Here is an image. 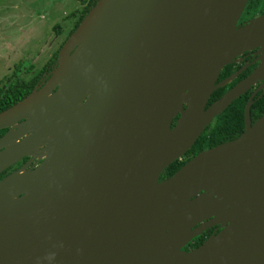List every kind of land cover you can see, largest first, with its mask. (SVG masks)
I'll return each mask as SVG.
<instances>
[{"label": "water", "instance_id": "95a60500", "mask_svg": "<svg viewBox=\"0 0 264 264\" xmlns=\"http://www.w3.org/2000/svg\"><path fill=\"white\" fill-rule=\"evenodd\" d=\"M247 1H96L46 81L0 111V174L49 144L0 178V264H264V114L251 125V101L238 137L159 180L264 77V13L240 25ZM250 48L258 66L207 105ZM210 188L217 198L194 197ZM209 212L222 231L183 250Z\"/></svg>", "mask_w": 264, "mask_h": 264}, {"label": "rangeland", "instance_id": "374dc122", "mask_svg": "<svg viewBox=\"0 0 264 264\" xmlns=\"http://www.w3.org/2000/svg\"><path fill=\"white\" fill-rule=\"evenodd\" d=\"M82 7L78 0H0V88L34 76L68 38Z\"/></svg>", "mask_w": 264, "mask_h": 264}, {"label": "trees", "instance_id": "16d2710c", "mask_svg": "<svg viewBox=\"0 0 264 264\" xmlns=\"http://www.w3.org/2000/svg\"><path fill=\"white\" fill-rule=\"evenodd\" d=\"M83 4L80 9V14L78 19L70 31L68 36L75 30L79 22L87 14L89 9L93 7L97 0H78ZM264 13V0H248L247 4L239 18L240 21L250 19L252 17L261 15ZM58 27H55L57 29ZM62 45V44H61ZM59 50L53 52V54L48 58L44 65L37 71L34 76L28 80H15L8 83L7 86L0 88V111L11 106L12 104L18 102L20 99L31 93L36 86L42 85L51 70L56 66L58 59ZM231 72L230 65H225L219 73V79L227 76ZM227 86H221L216 89L210 96L208 104L211 103L215 98L219 97L223 92H225ZM264 97V96H263ZM262 97V103L260 107L258 104L252 106L259 114L264 109V98ZM259 101V100H258ZM261 101V100H260ZM207 104V105H208ZM241 106H237L236 100L229 104L222 112L217 114L208 125L202 130L192 146L181 156L177 158L162 170L159 180L165 179L171 176L181 165H183L188 159H190L197 152L215 146L222 143L224 140L231 138L230 130L232 128H242L241 120ZM173 120L172 125H174L175 120ZM4 129H0V135L3 133ZM8 170H5L0 174L2 177ZM208 235V231L201 233L200 235L194 237V243L198 244L200 241L205 239ZM188 246V245H187ZM189 246H194L193 243ZM185 248H187L185 246Z\"/></svg>", "mask_w": 264, "mask_h": 264}, {"label": "flooded vegetation", "instance_id": "af4514ba", "mask_svg": "<svg viewBox=\"0 0 264 264\" xmlns=\"http://www.w3.org/2000/svg\"><path fill=\"white\" fill-rule=\"evenodd\" d=\"M247 20L240 21V22L238 20V23L241 25L244 22H246ZM260 62H261V59H260V53H258V48H250L248 50H245V51L241 52L240 54H238L237 56H235L231 60V62L229 64H227V65H230V68H231V72L227 76H229L230 74H232L233 72H236V71H239L238 74L231 81L225 83L222 86H227V89H226V91H227L230 87H232L237 82H239L240 80H242L243 78H245L249 73H251L254 70V68H256L258 66V64ZM227 76H225V77H223L221 79H219V76H218L217 81H221L222 79L226 78ZM225 92H223L221 95H223ZM221 95L219 97H221ZM263 96H264V77L258 79L246 91H244L242 94H240L239 96H237L236 98H234L232 100V102L234 100H236V103H237V106L238 107L241 106V117L240 118L242 120V128L241 129H239L237 127L236 128H232L229 133H230V135H233V136L231 138H229V139L224 140L223 142L230 141V140L238 137L245 130V127H246L245 106H246V104L249 101H251L250 110H249V122H250L251 125H253V123L264 114V109L259 114L255 109L252 108V106L254 104L255 105L258 104V107H260V105L262 103V100H263L262 99ZM219 97L215 98L214 100L218 99ZM213 101H211V103ZM207 104H208V102H207ZM177 119H178V117H177ZM25 126H26L25 123H21L16 128V131L19 130V129L21 130V129L25 128ZM7 129L8 128H4L3 133L0 135V137L4 134V132ZM32 131H36V130L33 129ZM32 131H29L28 134L30 132H32ZM23 137L24 136L20 137L19 139H22ZM48 148H49V144L48 143H42L38 147H35L34 149H31L30 150V153L28 155H26L23 158L17 160L13 165H11L10 167L6 168L5 170H8V171L4 175H6L7 173H10L11 171H14V170H17V169H21L27 163H28L27 166L25 168H23L22 170H28V169H31V168L37 166L49 154V149ZM42 153H44V154L42 155ZM202 192L212 193L213 198H217L218 197V193L215 192V190L212 189V188H210L208 190H199L198 192H196L194 194V197L195 196H199ZM227 206H228V208H232V205L229 202H227ZM216 207L219 208L220 206H217L216 205ZM222 215L223 216H226V214H223V213H222ZM202 222L209 224V226L205 230H203L201 232V233H203L205 231H208V235H207L206 238H208L210 235H217L224 228L223 223L222 222H216V215L215 214L213 215L210 212H209L208 216L205 219H203L199 223H196L194 226H198ZM229 224H230V222L227 221V224L226 225H229ZM200 234H198V235H200ZM205 239H203L202 241H200L198 244H195L194 243V237H193L186 245H184L182 247V249L183 250H191L193 248H196ZM190 243L191 244L193 243L194 246H189ZM185 246L187 248H185Z\"/></svg>", "mask_w": 264, "mask_h": 264}]
</instances>
